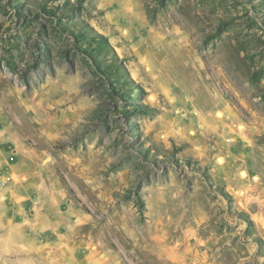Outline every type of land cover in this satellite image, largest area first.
I'll return each instance as SVG.
<instances>
[{"label":"rangeland","instance_id":"rangeland-1","mask_svg":"<svg viewBox=\"0 0 264 264\" xmlns=\"http://www.w3.org/2000/svg\"><path fill=\"white\" fill-rule=\"evenodd\" d=\"M0 139L104 264H264V0H0Z\"/></svg>","mask_w":264,"mask_h":264},{"label":"crops","instance_id":"crops-1","mask_svg":"<svg viewBox=\"0 0 264 264\" xmlns=\"http://www.w3.org/2000/svg\"><path fill=\"white\" fill-rule=\"evenodd\" d=\"M2 144L3 141L0 139V174L4 170L9 174L18 173L20 170L14 163V156L9 155L10 152H6ZM23 185L25 183H22ZM11 186L12 188L17 187L14 183ZM5 190H8V194L11 195L12 189H4L3 192ZM15 201L17 202L16 211L14 212L16 216L14 215L12 218L6 212L0 211V236L8 238L12 237V233H14L21 240L27 239L28 251L34 257L37 256L35 258H39L38 264H104L99 260V256L94 255L81 244L73 243V241L67 243L70 240V234L65 233L63 235L59 228L60 221L57 217L54 218L47 213L48 205H46L44 199H40L38 204H33L34 210L26 208L28 203L25 204L26 202L20 197L15 199ZM0 207L4 208L6 205L2 203ZM26 209L28 215H25ZM13 222L17 223L16 228L12 227L11 223ZM8 234L11 235L8 236ZM44 235L54 239L53 244L52 242L49 243L50 249L48 251L47 245L40 241V238ZM4 246L0 249V255H4V257H1L0 264H36L26 257L27 254L24 253V250H19L13 245ZM74 250L77 253H74ZM51 253L55 256L52 259ZM6 254H10L13 257L8 258L5 256ZM55 259L57 261L52 263L51 260Z\"/></svg>","mask_w":264,"mask_h":264}]
</instances>
